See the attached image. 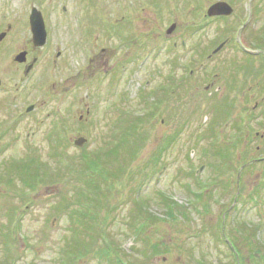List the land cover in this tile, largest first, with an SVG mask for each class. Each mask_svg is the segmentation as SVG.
<instances>
[{
  "label": "rangeland",
  "instance_id": "rangeland-1",
  "mask_svg": "<svg viewBox=\"0 0 264 264\" xmlns=\"http://www.w3.org/2000/svg\"><path fill=\"white\" fill-rule=\"evenodd\" d=\"M100 1L0 0V264H115L99 255L105 238L126 264H236L230 221L264 238V163L243 167L264 156V0H226L225 19L206 16L217 0ZM125 25L121 48L110 34ZM21 50L37 57L28 75ZM86 153L104 158L101 172L69 174ZM27 165L46 172L33 187L16 172Z\"/></svg>",
  "mask_w": 264,
  "mask_h": 264
},
{
  "label": "trees",
  "instance_id": "trees-1",
  "mask_svg": "<svg viewBox=\"0 0 264 264\" xmlns=\"http://www.w3.org/2000/svg\"><path fill=\"white\" fill-rule=\"evenodd\" d=\"M131 126L128 127L127 130L130 129ZM134 126H132L133 129ZM125 129V130H126ZM123 130L121 132V136L127 132V130L125 131ZM131 130V129H130ZM122 143H124V145H126L127 143V134L126 136H123L122 139ZM118 149H113L112 151L114 153L117 152ZM118 153V152H117ZM116 153V154H117ZM83 159L86 161V165L81 167L80 169H77L75 166H70L67 170V172H69V174H80V176H84L85 173L90 172V170H98L99 172H101V170L99 169V167L103 168V162H104V158L99 157V156H89L88 153H86L85 156H83ZM34 164V161H33ZM31 167H33L32 165H27L25 168H17L18 171L16 170V172L18 173V176L21 178V180L23 181V183L27 186L33 187L35 185V183L38 181V178H41L42 175L41 173H46L45 170L41 171L39 166L36 167V169H32ZM104 170V169H103ZM62 170L60 169L59 172H55V174L57 175L58 173H61ZM86 175V174H85ZM261 190V189H260ZM81 196L85 197V194H81ZM164 203L169 202L168 198H164ZM170 203V202H169ZM174 203V202H171ZM174 206V205H173ZM170 208V210H168L167 212V216L170 219H177L176 214L178 213L177 208L175 207H170V205L168 204V209ZM91 209H87V211L90 212ZM183 214H185V212H182ZM93 215V214H92ZM86 212L82 211V214L79 215V217L81 218L80 220L81 223L83 224V229L87 232L88 235L92 236L93 232H95V234H98L99 231H95V220L96 217L92 216ZM229 215L230 212L229 210H226V213L222 216L221 218V222L223 227H225L224 225H226L229 221ZM83 218V219H82ZM157 216H153L150 215L149 219L150 220H156ZM142 220V218H141ZM230 223L235 226V233H226V243L228 244V246L230 247L231 251H232V255L234 258V262L236 264H247L248 263V259H250L251 261L255 262L256 264H264V244H260V242L263 241L264 243V238L259 236H257L258 232H260V228L257 226H253V228H251L250 224L247 222H240L238 220L235 221H230ZM136 229V227H135ZM104 237V236H103ZM105 238V237H104ZM242 245L246 246H250L249 248V254L244 255V253L242 252ZM85 246V243H84ZM154 250H153V254L154 253H158L160 251L158 244H154ZM99 255L101 257H105L107 259H112V261L115 262V264H126L122 258L118 257L119 252L116 251L113 243H110V241L105 238V242L103 245H101L98 249ZM257 255H261L260 258H257Z\"/></svg>",
  "mask_w": 264,
  "mask_h": 264
},
{
  "label": "water",
  "instance_id": "water-1",
  "mask_svg": "<svg viewBox=\"0 0 264 264\" xmlns=\"http://www.w3.org/2000/svg\"><path fill=\"white\" fill-rule=\"evenodd\" d=\"M233 11H234V8L228 2L217 1L208 8L207 14L209 16H221V15L229 16L233 13ZM30 24H31V30L33 33V41L35 45L36 46L45 45L47 41V30L45 26V21H44L42 12L36 7H33L32 9V12L30 15ZM174 28H175V25H173L168 30V32H172ZM3 35L4 34L1 35L0 39L3 38ZM223 46H224V43L221 44L218 48H216L214 53L219 51ZM26 55H27V52L23 51L16 56V60L19 62H24L26 61ZM34 61H36V59ZM32 67H33V64H30V66L26 70V73H29ZM32 109H33V106L28 108L29 111ZM87 141L88 139L86 137L80 136L75 139L74 143L77 146L82 147L87 143Z\"/></svg>",
  "mask_w": 264,
  "mask_h": 264
},
{
  "label": "flooded vegetation",
  "instance_id": "flooded-vegetation-1",
  "mask_svg": "<svg viewBox=\"0 0 264 264\" xmlns=\"http://www.w3.org/2000/svg\"><path fill=\"white\" fill-rule=\"evenodd\" d=\"M142 1V0H141ZM113 5H118L120 2H123V0H103V1H100L99 2V6L100 7H102V5H103V3L106 5V6H112V4ZM130 2V1H129ZM120 5L122 6L123 5V3H120ZM32 9V8H31ZM64 10H67V7L65 6L64 7ZM216 18H220V17H216ZM1 20V19H0ZM115 20H117L118 22L120 21L119 19H117V18H115ZM1 23H0V26L1 25H3L4 23H5V20H1L0 21ZM10 27H11V25L8 23V26H7V29L9 30L10 29ZM111 30V27H109V31ZM108 31V33L110 34V32ZM128 31H129V28H128V26L127 25H125V29H118L117 28V30H116V27H114L113 28V30H112V33L110 34V36L112 37V38H115L116 40L118 39L119 41H120V43H119V46L121 47V48H126V46L125 45H123L122 44V41L124 40V39H126L127 38V36H126V34L128 33ZM2 34H4L3 35V38L2 39H0V41H2L3 39H4V37L7 35V30H1L0 31V37H1V35ZM32 44H33V46L34 47H38V46H36L35 45V43L33 42V39H32ZM119 46H118V44H116V46H115V49H117L118 50V48H119ZM129 46H133V44L132 45H129ZM23 51H25V52H27V55H26V61H24V62H18V61H16L17 63H20V64H26L27 62H28V50H21L20 52H23ZM19 52V53H20ZM58 54H60V52L58 53ZM262 57V56H261ZM264 58V57H263ZM36 59V61H34ZM36 62H37V57H34L32 60H31V62H29V63H27L26 64V66H25V71L27 70V68L30 66V64H33V67H32V69L29 71V73L33 70V68H34V66H35V64H36ZM247 65H249V67L247 68L249 71H251V69H253L252 68V66H251V63H247ZM244 67V66H243ZM247 67V66H246ZM262 70V69H261ZM261 70H259V71H257V73H260L261 72ZM208 87V86H207ZM209 88V87H208ZM207 88V89H208ZM263 102H264V98H263ZM259 103L260 102H256V106H259ZM262 138H264V134H262V136H261ZM261 150V147L260 146H258V151H260ZM255 162H258V163H260V164H263L264 163V156H261V157H258V158H256V159H253L252 160V162H249L248 164H255ZM245 166L248 168V166L246 165V164H244L243 165V167L245 168ZM243 168V169H244Z\"/></svg>",
  "mask_w": 264,
  "mask_h": 264
}]
</instances>
